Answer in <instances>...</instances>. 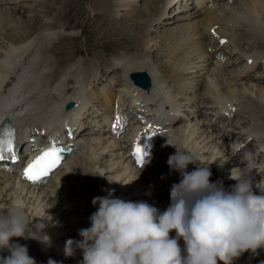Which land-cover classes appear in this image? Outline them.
<instances>
[{"label":"bare ground","instance_id":"bare-ground-1","mask_svg":"<svg viewBox=\"0 0 264 264\" xmlns=\"http://www.w3.org/2000/svg\"><path fill=\"white\" fill-rule=\"evenodd\" d=\"M15 1L0 0V116L9 115L18 125L17 135H25V138L35 134L34 128L40 125L41 120H56L57 126H62V122L67 121L68 128H80L76 135L80 145L77 156L67 158L59 170L51 174L43 184L29 183L14 170H8L18 162L11 164L9 161H0V214L7 213L16 202H23L26 214L32 219L29 228L37 238L14 237L12 242L27 245L29 255L35 259L36 264H47L49 258L62 264H79L83 258L82 252L77 249L72 256H66L64 246L69 238L80 239V229L90 227L89 217L98 207L92 204V199L96 196H105L114 190L116 197L147 201L161 212L166 210L170 202L165 201V196L170 192L171 186L181 179L180 173L170 170L167 164L168 157L176 151L194 154L200 166H209L212 172L210 181H222L226 190H230L235 184L232 175L254 177L264 171L257 172L254 169L257 165L254 164L250 165L252 168L250 167L249 172H241L242 160L252 159L260 154L264 157L257 146L255 155H247L249 157L241 159L235 158L238 152L234 145L228 146L236 135L239 136L236 137L237 140L245 143V136L248 137L249 133L251 136L254 134V143L264 142V0H216L201 12L192 8L183 14L187 20L179 22L174 17L160 20L162 13L158 4L161 2L165 8L179 9V2L175 0H98L93 3L90 1L92 4L86 3V12L93 14V19L100 22L99 26L103 25L104 19L112 20V14L118 8L122 11H134L133 13L138 10L133 19L127 20V24L131 25L129 27L133 28L127 36H123L115 44L116 38L111 42L96 35L91 50L98 52L116 45V61L115 64L112 63V73L107 78H112L115 73L113 71H118L121 75L120 80L113 82L123 93V102L128 111L132 108L128 99L139 97L148 104L153 103V107L171 108L170 116L167 117L168 141L153 149L147 158L149 162L143 164V161L140 165L131 162L129 158L130 131L118 137H110L105 132L99 133V129L94 127L102 123L101 114L108 115L102 104L95 102L94 88L99 85L114 88L112 81L104 77L105 70H99L102 69L99 68L101 66L95 67L88 59L82 63L72 62L75 51L89 49V52L90 48L85 39L84 46H80L75 42L76 37L64 34V26L68 23L63 18L68 14L61 12L60 8V16L55 14L48 18L49 12H46L47 4L44 0H30V4L26 5L36 7L40 19L39 23L30 22L31 27L27 29L21 21L25 15L21 10L25 3L17 5L19 0ZM61 1L66 9H73L78 5L77 0ZM83 3L84 1L80 5ZM137 7L140 8L136 9ZM75 14L82 15L80 12ZM77 18L76 16V22ZM152 24L167 25L161 26L152 38L149 33ZM216 27L221 35H230V48L225 61L210 59L202 53L200 47L207 40L206 36L210 38L208 30ZM97 29L98 27L95 28ZM10 30L15 33L11 39L7 34ZM230 31H234V36L228 33ZM114 34L117 35L116 32ZM59 37L65 39L61 46L70 47L71 52L60 50L52 54L48 50ZM214 42L215 47L217 41ZM131 49H135L138 54L147 52V57L150 53L155 59L163 58L166 65L172 60L178 70L173 73L172 80L180 91L175 92L170 81L168 83L162 79L163 76L161 78V71L149 57L120 56L122 51ZM218 50L225 53L222 47L215 51ZM229 55L234 61H229ZM56 56L59 57L58 60ZM239 56L244 57L248 64L243 68L251 67L257 72H242L241 76L236 74L233 81H228L230 71H234H224ZM88 69L91 75L94 74L93 78L83 77ZM136 71L147 73L151 79L148 89H141L130 82L129 74ZM93 80H96L94 84ZM104 80L107 81L106 85L102 84ZM151 96L157 97L155 102L150 100ZM93 100L98 103L95 107L91 103ZM66 101L74 103L71 109L63 107ZM182 107L183 112L189 110L192 114L189 112L184 118L178 113ZM204 109L213 111L211 119L214 123L216 119L222 120L221 131L209 126L211 119L206 113L210 114L212 111ZM238 115L243 117L239 118ZM172 119L174 123L170 125ZM227 126H231L232 130L226 131ZM32 129L28 134L25 133ZM50 131L54 133L53 129ZM60 131L61 127H56L55 132ZM23 133L25 134L22 135ZM224 137L228 138V143ZM241 149L243 144L238 150ZM196 167V164H189L187 171ZM75 171H81L84 175L79 179L80 175L76 177ZM262 180L260 178L259 181ZM162 182L166 183L165 186L158 189ZM253 190L259 194V188L254 187ZM170 236L174 237L175 232H171ZM43 237H48V240L45 242ZM179 244L183 249V240ZM256 251H264V248ZM0 255L7 256L9 253L2 250ZM250 256H254V253L246 251L234 259L233 264L244 262L239 260L241 257ZM256 262L258 260L254 263Z\"/></svg>","mask_w":264,"mask_h":264},{"label":"clouds","instance_id":"clouds-1","mask_svg":"<svg viewBox=\"0 0 264 264\" xmlns=\"http://www.w3.org/2000/svg\"><path fill=\"white\" fill-rule=\"evenodd\" d=\"M167 164L181 179L171 186L166 210L116 197L114 190L96 196L90 227L79 230V240L66 241L65 255L79 249V264H233L242 253L264 248V192H254L250 175H232L235 184L226 190L222 181H210L209 166H200L189 151H176ZM189 164L197 167L187 171ZM31 220L22 201L0 214V251L9 253L0 264H36L27 245L12 242L37 238ZM47 264L62 262L49 258Z\"/></svg>","mask_w":264,"mask_h":264},{"label":"rangeland","instance_id":"rangeland-1","mask_svg":"<svg viewBox=\"0 0 264 264\" xmlns=\"http://www.w3.org/2000/svg\"><path fill=\"white\" fill-rule=\"evenodd\" d=\"M15 1V0H14ZM78 1V5L76 6V7H74L73 9H72V7H69V6H71V5H69L68 7L69 8H71V10H68L69 8H65V4H64V2L63 1H61V0H44V2L47 4V6H46V12H49L47 15H48V18H51V17H53L55 14H57V15H59L60 13H59V9L60 8H62V9H60V11L61 12H64L65 14H68L66 17L64 16V18L62 17L63 15H64V13L61 15V19L63 18V20L64 21H66V23H68L67 25H65L64 27H66V28H64L65 29V31H64V34H68V35H70V36H73V37H76V44L77 45H80V46H84V44H83V42H84V39L86 40V44H88L89 45V47L88 48H90V51L88 52V50L89 49H87V51H85V50H82L81 51V54L82 55H84L85 57L83 58V60H86V59H88L89 60V62L91 61V63H93L94 65H95V67L96 66H101V67H99V68H102V69H99L100 71L101 70H105L104 72H103V74H104V77L105 78H107V75L108 74H111L112 73V68H113V64H115V61H116V57H115V54H114V50L116 49L115 47H116V45H112L113 46V48H108V49H103V50H101V51H98V52H96V51H92L91 49H93V44H92V41L94 40V37L96 36V35H98V36H102V37H104L106 40H109V41H111V42H113L114 41V38H116L117 39V41L115 42V44L116 43H118V41L123 37V36H127V34H129V32L130 31H132V27L130 28L129 26H131V25H129V24H127L128 23V21L127 20H130V19H133L136 15H134L136 12H138V10L135 12V13H133V12H130V11H128V10H125V9H123V11L121 10V9H116V11L112 14V16H113V18H112V20H109V19H104V21H103V19H102V21H103V25L102 24H100V25H102V26H99V21L98 20H95V19H93V17H92V15H90L89 14V12H86V3H88V4H90L91 2L93 3V2H96V1H98V0H77ZM82 1H84V3L82 4V5H80V3L82 2ZM91 1V2H90ZM147 1H149V0H147ZM179 2V9H177V8H174V7H167V8H165V7H163L162 6V3L160 2L159 4H158V7H159V10H161V13H162V17H161V19L160 20H169V19H171V17H174V20H176V21H182V20H187V18H185V17H183V14H185L186 12H188V11H190V10H192V8L191 9H189L186 5H184L183 6V4H185L184 2H185V0L183 1V0H175V2ZM16 2V1H15ZM30 0H26V1H24V0H19V1H17V5H19V3H25L24 4V7H22V11L24 12V17H22L21 18V21L23 22V25L25 24V26L27 27V29L28 28H30L31 27V23L30 22H37V23H39L38 21H39V19H40V16H39V14L40 13H38L37 11H36V7L34 8V7H28V5H26V4H30ZM141 3H143L144 4V2H142V1H140ZM150 2V1H149ZM91 3V4H92ZM31 4H33V3H31ZM71 4V3H70ZM26 5V6H25ZM186 6V7H185ZM39 7V6H38ZM138 8H140V7H137L136 9H138ZM76 12H75V11ZM77 12H80V14H82V15H77V14H75V13H77ZM131 13V16L129 15ZM75 14V15H74ZM164 14H165V16H164ZM60 16V15H59ZM76 16L78 17L77 18V22H76ZM164 16V17H163ZM79 18H81V19H79ZM98 19V18H97ZM145 19V18H144ZM30 23V24H29ZM81 24H82V26H81ZM146 24V23H145ZM39 25V24H38ZM139 25V24H138ZM167 24H152V25H150V36L152 37V38H154V34H157L158 33V31H159V28L161 27V26H166ZM98 27V29L97 30H95V28H97ZM156 28V29H155ZM80 30H82V33L84 34V38L82 39L81 37H80V34H79V32H80ZM76 32H78V33H76ZM117 33V35L116 34H114V33ZM6 33H4V35H5ZM8 35H9V39H11L12 37H14V35H15V33H13V32H11V30L7 33ZM119 35H121V36H119ZM69 36V37H70ZM117 36V37H116ZM87 37V38H86ZM58 40V41H57ZM64 40L65 39H63L62 37H59V39H56V40H54L52 43L53 44H51V46L48 48V50H50V52L52 53V54H54L55 52L57 53V52H59L60 50H65V51H67V52H71V50L69 49L70 47H68V46H65L64 45V47L63 46H61L62 45V43H64ZM164 41V39L161 41V45H162V42ZM95 42V41H94ZM72 45H74V41L72 40V43H71V46ZM55 46V47H54ZM111 46V47H112ZM71 48H73V46L71 47ZM229 48H230V46H228V47H225V48H223L224 50H225V55H228V53H227V51L229 50ZM55 49V50H54ZM78 52H74L73 54L75 55V54H77ZM122 54L120 55V56H124V55H129L130 57H135L136 56V58H138V56L140 57V56H144V57H146V58H148L149 60H151V61H153L154 62V66H156V68L157 69H159L161 72V78H162V76H163V78L162 79H164V80H166L168 83H169V81H170V85L173 87V89H174V91L175 92H179L180 91V89L177 87V86H175V84L173 83V73H177L178 72V70H177V65L175 66V64L172 62V60H170L169 61V63H167L168 65H166V62L164 61L165 59H163V58H158V59H155V57H154V55H151L150 53L148 54V57H147V52H142V53H139L138 54V52L136 53V51H135V49H131V50H128V51H126V50H124V51H122L121 52ZM136 53V54H135ZM145 53H146V55H145ZM142 54V55H141ZM224 54V53H223ZM90 56V57H89ZM160 57V56H159ZM229 61L231 60V61H234V58H232V56L231 55H229ZM58 56H56V59L58 60ZM114 59V60H113ZM162 60V61H161ZM62 62H63V60H61ZM221 61H225V59H223V60H221ZM228 61V60H227ZM226 61V62H227ZM64 62H67V60H64ZM158 62V63H157ZM172 62V63H171ZM113 63V64H112ZM247 63H246V60H244V57H240L239 56V59L236 61L235 60V63H233L232 64V66H229V67H226V69H225V71L224 72H229L231 69L234 71V70H236V67L237 68H239V66L241 67L242 66V71L240 70V71H234V73H232V71H230L231 73L230 74H237V75H239L240 73H242V72H245L244 70L246 69V70H250V72L249 73H247V74H252V70H253V68H251V67H247V68H243V66H245ZM163 65V66H162ZM174 65V66H173ZM248 65V64H247ZM167 66V67H166ZM170 67V68H169ZM172 67H174V68H172ZM176 67V68H175ZM172 68V69H171ZM167 69H168V71H167ZM89 70L90 69H88L86 72H84L83 74H85L83 77L85 78V77H91V78H93L94 77V74H92L91 75V73L89 72ZM99 70H97L98 72H100ZM170 70V71H169ZM113 72H115V73H113V75H112V78L110 79L109 77L107 78V79H110V81H117V80H120L121 79V75L118 73V71H113ZM163 72V73H162ZM172 72V73H171ZM257 71H253V73H256ZM166 74V75H165ZM172 75V76H171ZM170 77V78H169ZM104 79V78H103ZM168 79H170V80H168ZM172 80V81H171ZM229 80H231V81H233V79L230 77H228V81ZM90 81H91V79H90ZM96 82V80H93L92 81V84H94ZM107 81L106 80H104V81H102V84H104V85H106L107 83H106ZM171 82H172V84H171ZM101 85H99L98 86V88L100 87ZM177 89H176V88ZM98 88H94V96L96 97V99H95V102H98V103H100V104H103V101L101 100V95L99 94V93H97L98 91H99V89ZM259 96V95H258ZM262 97V96H261ZM263 98H264V92H263ZM97 99H98V101H97ZM94 102V100L91 102L92 103V105L95 107L96 106V104H98V103H95ZM131 105V104H130ZM205 111L206 110H211V109H204ZM212 111V110H211ZM189 112H191V111H187V112H182V116L185 118V116H186V114H188ZM213 112V111H212ZM243 111H241V113H242ZM244 113V112H243ZM191 114H192V112H191ZM210 118L209 119H211L212 117H213V115H214V113L212 114V113H206ZM95 115H97V114H95ZM212 116V117H211ZM238 116H240V115H238ZM241 117H243V116H240L239 118H241ZM187 118V117H186ZM234 118V117H233ZM219 119H216V122L214 123V120L213 119H211L210 121H211V124L209 125L210 127H212L214 130H222L223 128H222V126H223V124H222V120H219ZM234 120H237L236 118H234ZM209 120L207 121L206 120V122H210ZM175 122H177V121H175ZM221 122V123H220ZM213 123H214V125H213ZM219 124V125H218ZM92 125V124H91ZM95 125V124H94ZM176 125H174V127H175ZM95 127V126H94ZM227 128L228 129H230V128H232L231 126H227L226 127V131H229V130H227ZM234 129V128H233ZM238 135H236V137H237ZM252 136H254V134L252 135ZM236 137H234L233 138V141H236L237 140V138ZM239 137V136H238ZM247 136H245V143H243V149H241L240 151L238 150L239 148H235V150L238 152L236 155H235V158L236 159H238V158H243V157H246L247 155H250V154H248V152H247V147L248 146H250V144H253L254 143V140L253 139H247L246 138ZM249 137V136H248ZM236 139V140H235ZM224 140L226 141V143H228V138L227 137H224ZM233 141H231V143L230 144H228V146H231V147H233ZM251 142V143H250ZM230 147V148H231ZM76 156H77V154H76ZM75 156V157H76ZM247 157H249V156H247ZM262 158H264V157H262ZM78 159H81V157H78ZM147 159V158H146ZM258 158L257 157H253L252 159H247V160H242L241 161V172L242 171H247V172H249L251 169H250V165H254V164H256L257 165V167L260 165V163L259 164H257V162H258ZM252 168V167H251ZM57 170H59V167L55 170V171H57ZM264 170V169H263ZM54 171V172H55ZM60 171H63V169L62 170H60ZM188 171H192V169H189ZM53 172V173H54ZM52 173V174H53ZM51 175V174H50ZM50 175L47 177V179H49V177H50ZM74 175L77 177V175H80V176H78L79 177V179L81 178V176H83L84 175V173H81V171H75L74 172ZM46 179V180H47ZM46 180H44V182L46 181ZM254 181H256V179H253V182ZM44 182H42V183H40V184H43ZM105 182V181H104ZM109 182V181H108ZM165 182H162L161 183V185L160 186H158V189H161L162 187H164L165 186ZM160 187V188H159ZM166 192H168V191H166ZM165 201H168V202H170V192H168L167 193V195L165 196ZM169 206V205H168ZM167 208V207H166ZM29 249H31V248H29ZM264 251H256V254L254 253V256H250V257H241V258H239V260H243L244 262H239V264H256V263H254L255 261H257L258 260V263L259 262H261V263H259V264H264V253H263ZM1 256V255H0ZM3 256H6V255H3ZM259 256V257H258ZM249 258V259H248ZM258 258H260V260L258 259ZM83 259V258H82ZM262 260V261H261ZM252 261V262H251ZM263 262V263H262ZM257 263V264H258Z\"/></svg>","mask_w":264,"mask_h":264},{"label":"snow or ice","instance_id":"snow-or-ice-1","mask_svg":"<svg viewBox=\"0 0 264 264\" xmlns=\"http://www.w3.org/2000/svg\"><path fill=\"white\" fill-rule=\"evenodd\" d=\"M11 137L12 133L9 132L7 139H0V159L4 158V152L11 153L14 151L13 139ZM62 151L63 149L56 147L55 144L44 150L39 156L36 157L34 161L29 163L24 168V179L35 183L47 176L60 163V153ZM133 155L135 156L136 162L138 164L143 163L145 153L139 144L135 147Z\"/></svg>","mask_w":264,"mask_h":264}]
</instances>
